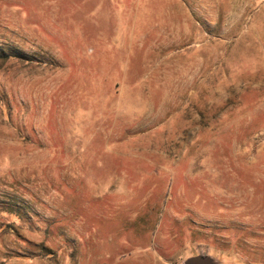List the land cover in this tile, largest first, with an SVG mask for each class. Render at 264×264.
<instances>
[{
    "label": "rangeland",
    "instance_id": "rangeland-1",
    "mask_svg": "<svg viewBox=\"0 0 264 264\" xmlns=\"http://www.w3.org/2000/svg\"><path fill=\"white\" fill-rule=\"evenodd\" d=\"M264 264V0H0V264Z\"/></svg>",
    "mask_w": 264,
    "mask_h": 264
},
{
    "label": "water",
    "instance_id": "water-1",
    "mask_svg": "<svg viewBox=\"0 0 264 264\" xmlns=\"http://www.w3.org/2000/svg\"><path fill=\"white\" fill-rule=\"evenodd\" d=\"M185 264H214V259L211 255L201 254L188 258Z\"/></svg>",
    "mask_w": 264,
    "mask_h": 264
}]
</instances>
